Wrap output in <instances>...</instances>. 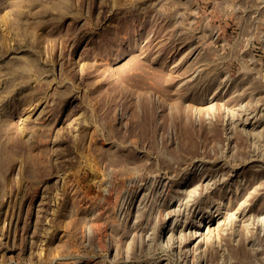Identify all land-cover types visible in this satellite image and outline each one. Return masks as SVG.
Listing matches in <instances>:
<instances>
[{
	"label": "rangeland",
	"instance_id": "374dc122",
	"mask_svg": "<svg viewBox=\"0 0 264 264\" xmlns=\"http://www.w3.org/2000/svg\"><path fill=\"white\" fill-rule=\"evenodd\" d=\"M0 264H264V0H0Z\"/></svg>",
	"mask_w": 264,
	"mask_h": 264
}]
</instances>
